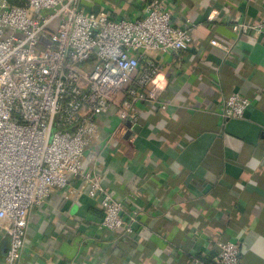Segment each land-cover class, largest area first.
<instances>
[{
  "label": "crops",
  "instance_id": "obj_1",
  "mask_svg": "<svg viewBox=\"0 0 264 264\" xmlns=\"http://www.w3.org/2000/svg\"><path fill=\"white\" fill-rule=\"evenodd\" d=\"M166 1L173 24L194 30L188 51L150 56L163 63L155 82L167 110L141 104L131 129L112 114L99 120L103 184L118 197L139 190L137 232L100 229L95 199L55 189L31 211L21 264H216L217 243L230 239L241 242V264H264V40L234 30L264 18V0ZM146 2L83 4L136 17ZM234 92L251 104L225 118ZM8 246L0 231V264Z\"/></svg>",
  "mask_w": 264,
  "mask_h": 264
},
{
  "label": "built area",
  "instance_id": "obj_2",
  "mask_svg": "<svg viewBox=\"0 0 264 264\" xmlns=\"http://www.w3.org/2000/svg\"><path fill=\"white\" fill-rule=\"evenodd\" d=\"M83 3L0 0V231L9 237L5 264H21L31 211L55 189L63 190L67 201L77 203L85 192L95 199L102 211L100 229L123 230L124 236L137 232L138 212L131 207L139 190L118 197L103 184L99 120L112 114L131 129L139 121L141 104L167 110L164 87L155 82L163 63L150 56L188 51L194 30L173 24L166 0H148L136 17H116ZM234 30L264 40V18L237 20ZM211 43L219 44L215 39ZM250 104L249 97L234 92L222 115L243 117ZM126 212L131 213L127 218ZM217 247L216 264H241L239 240L219 241Z\"/></svg>",
  "mask_w": 264,
  "mask_h": 264
},
{
  "label": "rangeland",
  "instance_id": "obj_3",
  "mask_svg": "<svg viewBox=\"0 0 264 264\" xmlns=\"http://www.w3.org/2000/svg\"><path fill=\"white\" fill-rule=\"evenodd\" d=\"M51 11H52V10H44L43 13L48 14V13H50Z\"/></svg>",
  "mask_w": 264,
  "mask_h": 264
},
{
  "label": "water",
  "instance_id": "obj_4",
  "mask_svg": "<svg viewBox=\"0 0 264 264\" xmlns=\"http://www.w3.org/2000/svg\"><path fill=\"white\" fill-rule=\"evenodd\" d=\"M100 8L99 7H94V11H98Z\"/></svg>",
  "mask_w": 264,
  "mask_h": 264
}]
</instances>
